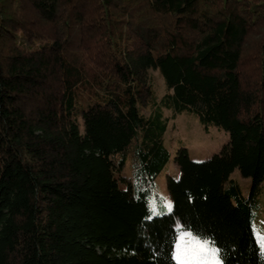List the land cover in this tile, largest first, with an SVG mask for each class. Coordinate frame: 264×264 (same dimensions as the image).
<instances>
[{
	"label": "trees",
	"instance_id": "obj_1",
	"mask_svg": "<svg viewBox=\"0 0 264 264\" xmlns=\"http://www.w3.org/2000/svg\"><path fill=\"white\" fill-rule=\"evenodd\" d=\"M186 109L230 137L152 215ZM263 184L264 0H0V264H178L182 230L264 264Z\"/></svg>",
	"mask_w": 264,
	"mask_h": 264
},
{
	"label": "rangeland",
	"instance_id": "obj_2",
	"mask_svg": "<svg viewBox=\"0 0 264 264\" xmlns=\"http://www.w3.org/2000/svg\"><path fill=\"white\" fill-rule=\"evenodd\" d=\"M155 73L157 74V71ZM159 82L163 84L161 77H159ZM229 137V131L223 127L215 124L206 126L196 111L186 109L177 113L167 132V143L171 147L172 157L166 168L156 178L157 188L164 195L165 203L161 206L153 203L152 206L155 212L172 208L173 201L168 189L167 177L168 174L175 176L180 174L179 165L174 158L176 149L180 146H187L193 159L202 160L210 157L215 152H219L225 142L229 140ZM232 177L241 183L244 193L247 194L251 178L244 176L239 168L234 169ZM258 200L259 205L254 214L253 228L256 238L264 245V184ZM174 255H176V248Z\"/></svg>",
	"mask_w": 264,
	"mask_h": 264
},
{
	"label": "snow or ice",
	"instance_id": "obj_3",
	"mask_svg": "<svg viewBox=\"0 0 264 264\" xmlns=\"http://www.w3.org/2000/svg\"><path fill=\"white\" fill-rule=\"evenodd\" d=\"M156 214L153 210L152 215ZM173 243L178 264H223L222 250L216 247L215 239L203 237L198 231L182 230Z\"/></svg>",
	"mask_w": 264,
	"mask_h": 264
}]
</instances>
